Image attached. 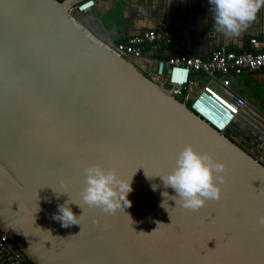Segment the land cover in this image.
<instances>
[{"label":"water","instance_id":"obj_1","mask_svg":"<svg viewBox=\"0 0 264 264\" xmlns=\"http://www.w3.org/2000/svg\"><path fill=\"white\" fill-rule=\"evenodd\" d=\"M80 1L0 0V236L9 238L0 255L32 264H264V138L241 119L221 133L96 43L71 18ZM188 145L226 165L220 198L197 211L162 196L176 193L156 176ZM91 165L131 180L130 207L109 215L83 203ZM63 205L79 224L56 219Z\"/></svg>","mask_w":264,"mask_h":264},{"label":"crops","instance_id":"obj_2","mask_svg":"<svg viewBox=\"0 0 264 264\" xmlns=\"http://www.w3.org/2000/svg\"><path fill=\"white\" fill-rule=\"evenodd\" d=\"M80 18L95 37L105 42L106 37L115 42L128 35L139 33L157 24H164L174 33L171 44L162 43L153 53H146L144 64L151 57H168L189 53L207 57L215 49L244 51L250 47V39L257 38L264 44V5L254 21L239 32L228 35L214 23V13L209 0H96V4ZM264 48V45H263ZM208 80L207 77H201ZM234 89L251 106L244 107L240 119L253 127L264 138V69L246 71L232 78ZM196 89L190 91L194 96ZM14 253L0 255V263H13Z\"/></svg>","mask_w":264,"mask_h":264},{"label":"built area","instance_id":"obj_3","mask_svg":"<svg viewBox=\"0 0 264 264\" xmlns=\"http://www.w3.org/2000/svg\"><path fill=\"white\" fill-rule=\"evenodd\" d=\"M95 4L96 0H82L70 9L71 15L87 28L93 38L97 37L80 16L77 17L75 14L86 13ZM107 39L108 41L104 43L105 47L117 56L138 64L139 60L146 59L147 52H155L162 43H173L174 33L160 23L139 33L128 35L119 42L109 37L105 40ZM263 45L259 39L251 38L250 47L244 51L215 49L207 57L189 53L151 57L150 61L140 63L139 68L162 89L189 103L197 114L221 133H225L236 119H240L244 107L251 106V103L234 89L232 78L246 71L264 69ZM202 76L207 77L208 80H204ZM196 88L198 89L196 94L190 95V91ZM262 155L264 156V151ZM8 240L7 235L0 236V250ZM15 259L16 262L13 263L32 264L21 260L17 255H14Z\"/></svg>","mask_w":264,"mask_h":264},{"label":"clouds","instance_id":"obj_4","mask_svg":"<svg viewBox=\"0 0 264 264\" xmlns=\"http://www.w3.org/2000/svg\"><path fill=\"white\" fill-rule=\"evenodd\" d=\"M209 3L214 13V23L219 30L228 35H238L255 20L264 0H209ZM225 173L224 163L188 145L179 152L171 172L156 176L160 177L165 188L171 187L176 193L169 197L165 191L162 196L174 199L176 204L179 203L185 209L197 211L206 201L220 198L219 185L224 183ZM84 175L85 187L81 197L85 205L99 208L109 215L131 206V201L127 199L132 191L131 180L120 179L115 170L106 171L99 165L86 167ZM152 189L156 191L157 186L152 185ZM59 212L56 219L61 220L64 227L79 224L70 207L60 206ZM257 223L264 225V215L258 216Z\"/></svg>","mask_w":264,"mask_h":264},{"label":"bare ground","instance_id":"obj_5","mask_svg":"<svg viewBox=\"0 0 264 264\" xmlns=\"http://www.w3.org/2000/svg\"><path fill=\"white\" fill-rule=\"evenodd\" d=\"M71 18L73 19L74 22L78 23L77 20H76V18L73 17L72 15H71ZM78 24H79V23H78ZM84 29H85V28H84ZM85 30H86V29H85ZM86 31L89 33L88 30H86ZM89 37L92 38V40H94V41H95L96 43H98L99 45H103V46L105 45V44H104L105 42L101 41V39H98V40H97V38H93L92 35H89ZM104 40H105V39H104ZM105 41H108V39L105 40ZM167 93H168V92H167ZM168 94H169V93H168Z\"/></svg>","mask_w":264,"mask_h":264},{"label":"rangeland","instance_id":"obj_6","mask_svg":"<svg viewBox=\"0 0 264 264\" xmlns=\"http://www.w3.org/2000/svg\"><path fill=\"white\" fill-rule=\"evenodd\" d=\"M77 17L79 16L78 14H75ZM188 105H189V103H188Z\"/></svg>","mask_w":264,"mask_h":264},{"label":"trees","instance_id":"obj_7","mask_svg":"<svg viewBox=\"0 0 264 264\" xmlns=\"http://www.w3.org/2000/svg\"><path fill=\"white\" fill-rule=\"evenodd\" d=\"M60 1H63V0H60Z\"/></svg>","mask_w":264,"mask_h":264}]
</instances>
